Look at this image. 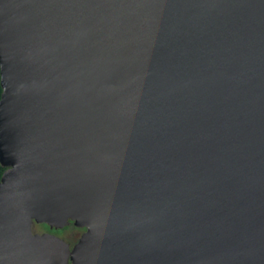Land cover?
Segmentation results:
<instances>
[{
  "label": "water",
  "instance_id": "water-1",
  "mask_svg": "<svg viewBox=\"0 0 264 264\" xmlns=\"http://www.w3.org/2000/svg\"><path fill=\"white\" fill-rule=\"evenodd\" d=\"M0 88V264H264V0H0Z\"/></svg>",
  "mask_w": 264,
  "mask_h": 264
},
{
  "label": "rangeland",
  "instance_id": "rangeland-1",
  "mask_svg": "<svg viewBox=\"0 0 264 264\" xmlns=\"http://www.w3.org/2000/svg\"><path fill=\"white\" fill-rule=\"evenodd\" d=\"M32 230L33 232L37 233H53L69 242L70 245H73L82 233V229L74 226L72 223L58 229L50 228L47 224L44 223H33Z\"/></svg>",
  "mask_w": 264,
  "mask_h": 264
},
{
  "label": "trees",
  "instance_id": "trees-1",
  "mask_svg": "<svg viewBox=\"0 0 264 264\" xmlns=\"http://www.w3.org/2000/svg\"><path fill=\"white\" fill-rule=\"evenodd\" d=\"M0 92H1V88H0ZM3 170H4V168L0 165V176H1L2 172H3Z\"/></svg>",
  "mask_w": 264,
  "mask_h": 264
},
{
  "label": "flooded vegetation",
  "instance_id": "flooded-vegetation-1",
  "mask_svg": "<svg viewBox=\"0 0 264 264\" xmlns=\"http://www.w3.org/2000/svg\"><path fill=\"white\" fill-rule=\"evenodd\" d=\"M72 223V222H71ZM70 224V223H69ZM73 224V223H72ZM80 229H82V232L84 231V229L83 228H80ZM78 240V239H77ZM67 242V241H66ZM69 243V242H68ZM69 245H70V243H69ZM70 247H72V245H70Z\"/></svg>",
  "mask_w": 264,
  "mask_h": 264
}]
</instances>
